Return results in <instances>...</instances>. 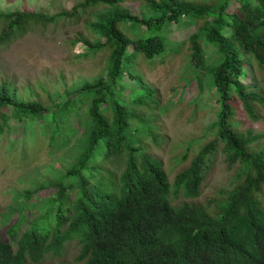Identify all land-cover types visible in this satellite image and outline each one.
I'll list each match as a JSON object with an SVG mask.
<instances>
[{
  "label": "trees",
  "instance_id": "16d2710c",
  "mask_svg": "<svg viewBox=\"0 0 264 264\" xmlns=\"http://www.w3.org/2000/svg\"><path fill=\"white\" fill-rule=\"evenodd\" d=\"M125 1L83 0L72 7V13L79 7H107L89 23L97 37L77 39L88 47L81 56L108 50L105 79L98 76L67 88L52 106L24 99L8 81L0 83V134L4 128L10 131L14 118L26 142L42 143L46 137L50 154L68 148L73 160L64 167L57 158L63 172L56 170L54 181L24 191V202L1 217L0 264H38L47 253L59 256L72 241L80 247L74 261L83 264H264V148L253 149L264 133L248 125L242 129L260 121L254 102L264 108V93L256 89L257 69L264 70V0H140V13L123 6ZM72 13L0 14L9 23L1 37L8 38L14 26L24 30L29 22ZM181 17L189 28L180 24L187 33L178 32L172 40L165 27ZM185 42L187 65L200 91L203 70L219 110L210 126L213 138L170 183L162 161L139 144L140 135H154L150 122L155 115L144 118L134 106L158 107L159 101L135 67L138 56L153 61L168 51L179 52ZM208 46L213 53L206 54ZM125 74L140 88L127 86ZM124 94L129 100H123ZM236 108L243 125L235 121ZM135 122L138 127H131ZM217 152L226 168L236 166L237 181L220 191V199H209L210 208L173 204L179 196L201 195ZM113 161L123 162L118 176L108 166ZM50 186L53 193L40 197V190ZM34 208L39 214L21 230Z\"/></svg>",
  "mask_w": 264,
  "mask_h": 264
},
{
  "label": "rangeland",
  "instance_id": "374dc122",
  "mask_svg": "<svg viewBox=\"0 0 264 264\" xmlns=\"http://www.w3.org/2000/svg\"><path fill=\"white\" fill-rule=\"evenodd\" d=\"M82 1L0 0V14L13 11L41 12L45 15H54L62 11L72 13V7ZM195 1L210 4L211 0ZM122 5L129 7L133 13H140L142 10L140 0H126ZM106 9L105 5L89 7L86 10L79 7L72 15H60L50 22H29L24 30L14 26L8 38L1 37L2 29L9 23L0 16V83L8 81L17 88L19 95L24 99H39L44 104L52 106L62 99L58 96H62L67 88L71 90L82 81H92L98 76L105 79L104 68L108 50L102 48L94 55L81 56L87 52L88 47L77 39L80 36L90 40L97 37L89 23L94 22L96 16ZM180 24L189 28L188 20L181 17L180 22H170L169 26L165 27V35L172 40L180 35L178 32H184L183 35H186L187 31L182 30ZM127 33L132 39L137 37V34ZM145 34L144 31L141 35ZM189 52L186 43L179 52L168 51L162 58L156 56L153 61L139 56L136 59L135 69L141 73L142 82L154 90L159 101L158 107L165 108L161 111L151 103V108L134 106L138 114L143 115L144 118L150 113L155 115V120L150 122L154 135L146 133L140 135L139 144L145 152L162 161L170 183L178 172L189 165L203 145L213 138L214 130L210 126L217 119L219 110L216 97L207 90V74L203 70L199 72L203 77V89L200 91L195 73L187 65ZM213 52L214 50L208 46L206 54ZM246 68L247 66L244 65L243 70ZM252 69L254 71V68ZM256 76L258 81L256 89L264 93V85L261 83L264 79V70L257 69ZM188 78L191 80L188 81ZM243 81H246V77ZM123 82L136 90L141 86V83L135 82L127 74ZM123 100H129V96L124 94ZM254 105L260 121L246 123L242 129L248 125L255 132L264 133L262 122L264 108L257 102H254ZM8 111L9 109H6V112ZM235 111V121L243 125L244 119L237 116V108ZM9 122L10 131L7 132L4 128L0 134V219L24 202L25 198L22 195L24 191L33 190L37 184L45 180L54 181L53 177L59 174L56 170L63 172L65 168L58 167L57 158L61 159L64 167L67 166V162L73 161L72 153L67 152L68 148L55 150L50 154L46 137H42V143L35 139L32 145L26 142L20 122L14 118H10ZM131 127H138V123H132ZM77 136L78 134L72 140ZM255 148H264V139L254 143L253 149ZM184 153H186L185 158L182 157ZM223 158V155L217 152L204 178L199 197L179 196L172 203L180 205L189 202L207 208L212 207L213 205H207V201L213 197L220 199L222 197L220 191L229 188L232 182L237 181L236 166L231 169L226 168ZM108 166L118 176L123 168V162L113 161ZM53 191V186L42 188L39 195L47 196ZM31 211L32 214L25 217L21 230L25 229L27 222L33 216L39 214L38 208ZM79 248L76 241L68 242L59 256L47 253L38 264H83L74 261Z\"/></svg>",
  "mask_w": 264,
  "mask_h": 264
}]
</instances>
